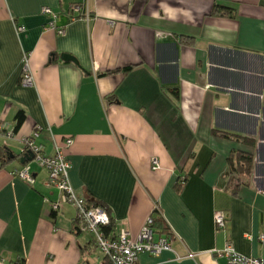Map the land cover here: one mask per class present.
Here are the masks:
<instances>
[{"label": "crops", "instance_id": "1", "mask_svg": "<svg viewBox=\"0 0 264 264\" xmlns=\"http://www.w3.org/2000/svg\"><path fill=\"white\" fill-rule=\"evenodd\" d=\"M0 126V146L23 155L25 136L48 155L72 137L73 190L133 236L160 208L171 249L142 250L136 264H225L226 238L264 262V0H0ZM240 149L252 172L233 192L229 155ZM23 164L0 167V264H110L73 203L53 210L47 169L31 162L29 184L12 172Z\"/></svg>", "mask_w": 264, "mask_h": 264}, {"label": "built area", "instance_id": "2", "mask_svg": "<svg viewBox=\"0 0 264 264\" xmlns=\"http://www.w3.org/2000/svg\"><path fill=\"white\" fill-rule=\"evenodd\" d=\"M70 10L77 14L81 7L79 4L74 3L70 6ZM42 11L50 16L49 26L56 29L58 33H64V28L55 26L56 15L52 9L49 6H44ZM18 29L21 30L23 27L18 26ZM24 61L25 66L21 82L24 85H31L33 77L29 71L26 56H24ZM11 134V131H7L6 135L11 136ZM22 141L26 149L33 152V158L12 172L27 183L33 184L35 178L31 170V162H36L39 166L47 169V184L56 187L60 191L58 198L50 201L52 208L58 210L63 203H73L77 209V225L92 235L95 244L104 253L110 264H136L138 261L137 255L142 250L156 253L163 248L171 249L172 236L156 235L154 232L152 213L145 217L136 236H133L127 227L118 225H116V231L113 235L105 232L104 227L110 223L109 213L101 206H87L85 200L75 193L69 182L68 168L70 164L65 149L73 144L72 137H65L62 144L56 145L55 152L51 155L43 153L41 147L31 135L25 136ZM150 162L152 168L159 167L156 156H152ZM153 208L160 210L156 204ZM227 216L225 210H215L212 215L215 228L223 229L227 222ZM217 252L220 255H225V264H264L258 256L255 257L237 251L229 238L225 239L223 247ZM186 254L194 255L192 252Z\"/></svg>", "mask_w": 264, "mask_h": 264}, {"label": "trees", "instance_id": "3", "mask_svg": "<svg viewBox=\"0 0 264 264\" xmlns=\"http://www.w3.org/2000/svg\"><path fill=\"white\" fill-rule=\"evenodd\" d=\"M211 10L214 13H227L231 14L233 12V7L226 5V4H215ZM185 35H179V39L182 41H185ZM111 70H108L102 74L110 73ZM177 94V91H176ZM111 98H114L113 93L106 96V99L110 100ZM25 118V113L23 110L19 111L16 115V123L14 127V131L17 130L21 123L23 122ZM11 153H14L8 146L2 145L0 146V167L2 168L7 163L12 162L14 159L21 158L23 153H14L13 156H11ZM229 176L227 180L228 187H231L233 192L236 190V188L241 185L242 183H246L249 176L252 172V164H253V156L251 152L240 149V150H234L229 155ZM27 162V161H25ZM24 162V163H25ZM184 178V177H183ZM177 188L180 189L184 184L183 180H179L177 183ZM82 197V196H81ZM87 206H101L104 208L110 215V223L104 227L106 233H111L112 235L116 231V222L111 214L110 208L101 200L91 197H82ZM54 210V209H53ZM56 211V210H54ZM157 212L156 214H153V230L156 233V235H167L171 236V231L168 230L166 227V222L162 218V212L161 210L155 209ZM77 223V218H75ZM23 264V263H21Z\"/></svg>", "mask_w": 264, "mask_h": 264}, {"label": "water", "instance_id": "4", "mask_svg": "<svg viewBox=\"0 0 264 264\" xmlns=\"http://www.w3.org/2000/svg\"><path fill=\"white\" fill-rule=\"evenodd\" d=\"M60 57L63 60L73 61L74 63L78 64V59L72 54L63 52V53L60 54ZM11 156H13V153H11ZM32 158H33V152L30 151V150H27V152L24 153V155L20 158V160H21L22 163H24L25 161H29Z\"/></svg>", "mask_w": 264, "mask_h": 264}]
</instances>
